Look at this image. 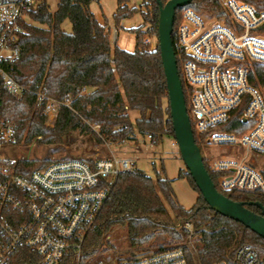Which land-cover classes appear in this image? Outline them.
<instances>
[{"label": "trees", "instance_id": "trees-1", "mask_svg": "<svg viewBox=\"0 0 264 264\" xmlns=\"http://www.w3.org/2000/svg\"><path fill=\"white\" fill-rule=\"evenodd\" d=\"M92 1L58 0L55 12H51L49 0H38L36 7L28 12L30 20L46 27L29 22L22 24L20 57L14 63H4L3 68L25 90L21 95H12L0 86V120L16 125L18 142L24 144L39 139L43 144L60 145L76 131L88 134L97 144H122L134 140L137 134L148 137L153 145H161L166 138L174 139L159 42L154 49L145 42L147 36L158 40L160 7L157 0H143L139 7H130V0H118L114 15L117 24L140 12L145 26H149L147 33L142 31L145 26L133 30L134 52L111 45L106 24L100 23L91 11ZM160 1L165 5L170 0ZM241 1L264 9V0ZM187 7L199 14H224L220 0H193ZM185 8L176 12L172 40L189 109L190 92L182 76L176 36ZM66 21L72 27L69 33L62 28ZM252 82L254 86L264 83V66H254ZM41 91L48 99L61 103L54 126L46 124L44 109L37 105L36 95ZM164 100H167L166 107ZM130 112H137L138 118L133 121ZM238 115L222 129L242 135L243 131L237 129L243 125ZM95 126L99 129L95 130ZM194 137L201 149L207 135L199 136L194 131ZM50 163L51 160H19L17 169L21 174H28ZM204 165L221 194L261 214L255 203L264 208V193L224 192L218 186L219 175L211 172L205 159ZM155 171V178L137 167L119 175L96 225L86 238L87 256L96 254L106 245L109 232L120 226L126 230L127 244L134 249L151 247L152 240L161 235L165 242L155 246L156 251L182 248L191 262H232L240 247L251 246L258 250L264 264V239L211 210L187 169L180 170L178 179H186L198 194L191 209L179 203L173 180L167 178L164 166ZM186 222L192 223L197 232L192 254L184 243ZM22 263L24 260L20 259L18 264Z\"/></svg>", "mask_w": 264, "mask_h": 264}, {"label": "built area", "instance_id": "built-area-1", "mask_svg": "<svg viewBox=\"0 0 264 264\" xmlns=\"http://www.w3.org/2000/svg\"><path fill=\"white\" fill-rule=\"evenodd\" d=\"M220 1L222 16L202 15L187 7L177 26L182 76L190 92L188 115L193 133L207 135L201 149L223 152L217 157L208 153L205 159L211 172L219 175V188L264 193V175L254 167L255 159L264 157V83L252 82L254 66H264V9L238 0ZM37 4L38 0H0V86L12 95H21L25 88L3 64L19 59L22 24ZM110 29L117 44L119 28ZM142 31L147 33L149 26ZM36 102L44 109L46 124L54 126L61 103L43 91ZM236 114L243 123L237 128L242 135L222 129ZM18 145L17 126L0 120V150ZM17 162L0 158V264H18L20 259L22 264H201L191 262L182 248L133 252L107 262L87 256L86 238L117 178L135 168L134 160L61 159L28 174L18 172ZM184 228L192 254L197 232L190 222ZM212 264L262 260L258 250L243 246L232 262Z\"/></svg>", "mask_w": 264, "mask_h": 264}, {"label": "rangeland", "instance_id": "rangeland-1", "mask_svg": "<svg viewBox=\"0 0 264 264\" xmlns=\"http://www.w3.org/2000/svg\"><path fill=\"white\" fill-rule=\"evenodd\" d=\"M142 2L143 0H130L128 5L130 7H139ZM57 3L58 0H49L51 12H55ZM90 8L98 20L106 24L112 46L117 45L119 48L128 52L135 51L136 35L133 33V30L145 26L140 12H137L131 18L123 19L117 24L114 15L118 9V0H93ZM27 21L34 25L46 27L45 24L36 23L30 19ZM110 25L119 28L117 44L114 43V34L113 30L111 31L110 29ZM62 28L67 33L72 30L71 24L68 21L62 25ZM147 42L150 44V48L154 49L158 40L156 37L148 36ZM164 106H167V100H164ZM130 116L134 121L138 118V113L131 112ZM38 140L35 139L31 144L19 143L18 146H10L2 149L0 150V158L13 161L51 160V162H54L61 159L109 158L119 156L134 160L135 167L143 170L152 178H155V169L160 171L163 165L167 178L173 180V190L179 203L185 209H191L197 201L198 194L192 190L187 180L178 179L180 170L185 172L186 167L181 159L178 146L174 139L166 138L161 145H153L148 137L137 134L134 140L126 141L122 144H97L88 134L76 131L68 137H65L63 143L60 145L54 143L43 144L38 142ZM208 153L217 157L223 152L217 148L211 151L210 148L204 147L201 149V154L204 159L209 157ZM254 167L264 175V157H257L254 162ZM105 242L106 245L91 256L94 262H107L108 259L112 260L120 255H130L133 252L156 251L155 246L165 242V237L161 235L156 237L150 243L151 247H147L146 249H134L127 244L125 228L117 226L109 232ZM187 250L190 252L192 249L188 247Z\"/></svg>", "mask_w": 264, "mask_h": 264}, {"label": "water", "instance_id": "water-1", "mask_svg": "<svg viewBox=\"0 0 264 264\" xmlns=\"http://www.w3.org/2000/svg\"><path fill=\"white\" fill-rule=\"evenodd\" d=\"M192 1L170 0L163 5L160 0H157L160 7L158 42L167 82L174 140L186 169L209 208L221 216L244 225L264 239V208L262 205L255 203L261 209V214H255L246 207L245 203L232 201L221 194L206 169L201 149L195 142L172 40L177 10L189 6Z\"/></svg>", "mask_w": 264, "mask_h": 264}, {"label": "crops", "instance_id": "crops-1", "mask_svg": "<svg viewBox=\"0 0 264 264\" xmlns=\"http://www.w3.org/2000/svg\"><path fill=\"white\" fill-rule=\"evenodd\" d=\"M91 11H92V10H91ZM94 15H95V14H94ZM95 16H96V15H95ZM96 18H97V17H96ZM97 19H98V18H97ZM99 22H100V21H99ZM100 23H101V22H100ZM130 113H131V112H130ZM136 119H137V118H136ZM136 119H135V120H136Z\"/></svg>", "mask_w": 264, "mask_h": 264}]
</instances>
